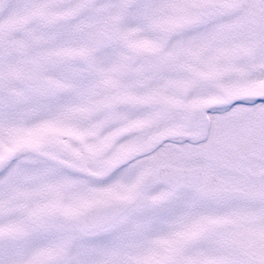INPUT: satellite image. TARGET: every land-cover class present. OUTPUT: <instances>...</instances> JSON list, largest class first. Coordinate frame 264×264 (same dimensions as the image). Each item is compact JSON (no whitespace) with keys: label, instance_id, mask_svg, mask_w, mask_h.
<instances>
[{"label":"snow or ice","instance_id":"snow-or-ice-1","mask_svg":"<svg viewBox=\"0 0 264 264\" xmlns=\"http://www.w3.org/2000/svg\"><path fill=\"white\" fill-rule=\"evenodd\" d=\"M0 264H264V0H0Z\"/></svg>","mask_w":264,"mask_h":264}]
</instances>
